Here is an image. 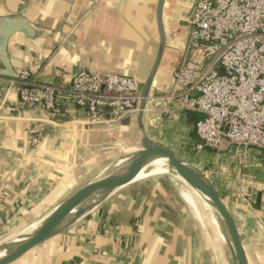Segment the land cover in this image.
<instances>
[{
  "label": "crops",
  "instance_id": "obj_1",
  "mask_svg": "<svg viewBox=\"0 0 264 264\" xmlns=\"http://www.w3.org/2000/svg\"><path fill=\"white\" fill-rule=\"evenodd\" d=\"M156 2L0 0V19L20 13L41 32L35 40L21 34L11 37V63L17 71L29 69L35 80L52 81L59 89L57 98L66 120L73 121L74 116L82 115L67 96L75 71L111 72L138 80L146 77L158 44ZM188 8V0H167L165 4L169 43L157 86L168 84L172 70L182 63L188 28L182 25L181 14ZM8 97L16 104L13 91ZM151 116L154 121L148 128L154 142L207 173L238 223L249 264H264V153L250 150L242 156L236 149L197 151L195 123L200 114L170 111ZM24 119L18 112L0 119V241L55 207L70 185L91 179L103 162L111 163L140 147L136 115L107 126L74 122L51 126L35 147L28 145ZM143 184L135 183L117 195L111 207L114 217L90 215L11 264H192L194 251L186 247L187 242L182 244L181 225L184 230L188 224L197 230L196 225L175 201L176 196L172 201L160 199L153 214L138 219L137 205L129 198ZM155 187L150 184L149 192L160 197ZM174 204L180 208L177 213ZM115 205L123 215L114 213ZM190 234L196 240L195 251L198 245L203 255L198 235L191 230ZM201 262L213 264L208 257Z\"/></svg>",
  "mask_w": 264,
  "mask_h": 264
},
{
  "label": "built area",
  "instance_id": "obj_2",
  "mask_svg": "<svg viewBox=\"0 0 264 264\" xmlns=\"http://www.w3.org/2000/svg\"><path fill=\"white\" fill-rule=\"evenodd\" d=\"M188 23L182 63L172 70L168 90L151 91L146 112L200 114L197 151L264 153V0H196ZM140 85L126 75L77 70L67 96L82 115L67 121L58 87L22 69L18 79L0 76V119L28 113L26 139L35 147L51 126H107L137 115ZM14 87L20 99L16 104L8 97ZM159 102L173 108H157Z\"/></svg>",
  "mask_w": 264,
  "mask_h": 264
},
{
  "label": "water",
  "instance_id": "obj_3",
  "mask_svg": "<svg viewBox=\"0 0 264 264\" xmlns=\"http://www.w3.org/2000/svg\"><path fill=\"white\" fill-rule=\"evenodd\" d=\"M166 2L167 0H157L156 2L155 23L158 44L146 77L143 80L137 79L141 84V101L139 112L136 115L140 132V147L126 155L117 157L100 174L81 183L47 213L9 238L0 241V264L15 262L34 247L78 224L101 209L113 195L128 186L164 174L180 182L181 180L185 181L200 196H197V203L203 210L210 213V221L213 222L212 224L225 245L228 264H249L238 223L211 178L198 166L179 158L173 150L155 143L149 135L148 127L154 121V117L146 112L150 93L152 89L168 90L171 85L170 81L166 85H156L166 46L169 43L164 20ZM188 2L189 8L181 14V17L182 25L187 26L189 32L188 20L196 0H188ZM15 34L35 40L41 35V32L20 13L6 15L0 19V76L18 79L20 71L15 70L8 53L9 41ZM169 36L173 37V33H170ZM179 65L177 64L175 69ZM39 82L55 85L52 81ZM12 91L17 97L16 103H18L20 99L16 87ZM154 105L157 108H173V105L166 106L161 102L154 103ZM28 115V113H23L24 117ZM140 171L147 175L135 179L136 174ZM34 223L37 224L31 227Z\"/></svg>",
  "mask_w": 264,
  "mask_h": 264
},
{
  "label": "rangeland",
  "instance_id": "obj_4",
  "mask_svg": "<svg viewBox=\"0 0 264 264\" xmlns=\"http://www.w3.org/2000/svg\"><path fill=\"white\" fill-rule=\"evenodd\" d=\"M188 32V31H187ZM168 80H166L167 82ZM155 91H157L155 89ZM150 130V128H148ZM135 133L137 134L138 131L135 129ZM228 151V149L226 150H221L219 152H226ZM251 151H254V153L257 152V150L255 149H252ZM217 152V153H219ZM115 159H112V161H114ZM111 161V162H112ZM110 161H105L102 163L101 167L97 170V171H94L91 173V178L97 176L98 174L101 173V171L105 168H107V166L110 164L109 163ZM220 162V161H219ZM218 162V163H219ZM248 163V162H247ZM247 163L245 164L247 166ZM246 168V167H245ZM245 175H249V170L246 172V170L243 172ZM244 175V176H245ZM251 175V179H254L255 176L253 173L250 174ZM235 176V175H234ZM232 176V178H236ZM171 180H173L174 182L181 184L180 181L178 180H175L173 178H170V176H168L167 174H164V175H161V176H155V177H151L149 179H146L144 181H141L142 183H144L143 185H141V187H139V191L135 192V194H132L133 196L129 198V200L135 202V205H137V210L139 212V215L137 214V217H139L138 219L141 218V216H145V215H151L153 214V209L155 208V203H159V201H161L160 199H163V201H172V198L173 196H176L174 197L175 201L178 203H180V207L182 205L183 207V211L184 213L190 217V222L191 223H194L197 227V230H195V228L192 226V228L190 227V225L188 224L186 226V230H184V228L182 227L181 225V229H182V234L180 235L181 238H182V244L183 243H186V247H189L191 249V251H195V243H196V240L195 241H192L191 238V234H190V230L192 231V233H196L198 235V242L200 243L201 247L204 250L203 252V255H201V253L198 251L199 247L197 245V252L196 254L194 255V252H192V256H191V260H192V264H203L201 261L204 259V257H208L210 260H211V263L213 261V264H224L225 260H226V252L224 250V253H223V259L225 258V260L221 259V256L217 253V250L216 248L213 246L215 244V240L212 238V233H213V228L215 230V232L217 233V235L219 236L216 228L214 227L213 224H211L209 221H210V218H209V214L207 210H203L202 207L200 208L204 217H205V221H204V226L205 228H202V226L200 225V223L197 221V219L195 218V216L190 213V211L186 208V206L184 204H182L183 202L181 201L180 198H178V191L176 189V186L174 185V182H172ZM247 182L248 180H250V178L248 179H245ZM255 181V180H254ZM81 183L77 184V185H70V190L64 195V197L66 195H68L70 192H72L73 190H75ZM150 184H154L156 187V191L157 193L160 195V197H153L152 193H150V189H149V185ZM131 186V185H130ZM129 187V186H128ZM127 187V188H128ZM123 191V190H122ZM121 192V191H120ZM119 192V193H120ZM119 193H116L115 195H113L102 207L100 210L94 212L93 214L91 215H100V216H109V217H114L115 215L112 212V205H114L115 203H112V201H114L115 199L118 200V194ZM167 199V200H166ZM157 201V202H155ZM178 205V204H177ZM174 207H175V210L177 209L176 205L174 204ZM103 209V210H102ZM179 209L176 210V213L178 212ZM100 211H102L100 213ZM100 213V214H99ZM114 213L116 215L120 214L118 213V211L116 210V205H115V208H114ZM120 215H123V214H120ZM181 215V214H180ZM209 221H208V220ZM188 221V220H186ZM197 221V222H196ZM137 222V221H136ZM189 222V221H188ZM137 226V223L135 225V227ZM198 233H197V232ZM17 232V231H16ZM214 242V244H213ZM32 250V249H31ZM30 250V251H31ZM29 252V251H28ZM27 252V253H28ZM20 259V258H19ZM18 260V259H17ZM16 260V261H17ZM206 260V259H205ZM227 262V261H226ZM207 264V263H206Z\"/></svg>",
  "mask_w": 264,
  "mask_h": 264
},
{
  "label": "bare ground",
  "instance_id": "obj_5",
  "mask_svg": "<svg viewBox=\"0 0 264 264\" xmlns=\"http://www.w3.org/2000/svg\"><path fill=\"white\" fill-rule=\"evenodd\" d=\"M145 175H147V174H145L143 171H140L136 174L135 179L143 178V177H145ZM171 181L174 182L173 180H171ZM181 182H182V185L174 182V185L176 186V189L178 191V196H179L178 198L181 199V201L183 202L182 204H184L186 206V208L190 211V213H192L195 216V218L200 223L202 228H205V226H204L205 225L204 224L205 217H204V215L200 209L201 207L197 203V200H198L197 196H199V195L185 181L181 180ZM209 222L211 224L213 223L212 221H209ZM36 224L37 223L32 224L31 227H34ZM212 238L215 240V244L213 242V244H214L213 246L216 248L217 253L221 256V259H223L222 255H223L224 250H225V245H224L223 241L221 240V238L215 232L214 228H213ZM223 260H225V258ZM224 264H228L227 258H226Z\"/></svg>",
  "mask_w": 264,
  "mask_h": 264
}]
</instances>
